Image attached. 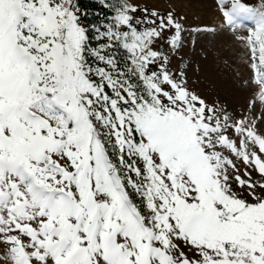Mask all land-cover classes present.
Returning <instances> with one entry per match:
<instances>
[{
  "label": "snow or ice",
  "instance_id": "1",
  "mask_svg": "<svg viewBox=\"0 0 264 264\" xmlns=\"http://www.w3.org/2000/svg\"><path fill=\"white\" fill-rule=\"evenodd\" d=\"M101 6L109 15L92 21L79 0H0V259L264 264L255 118L207 105L169 71L152 45L174 29L168 43L181 46L172 12ZM221 11L247 27L237 39L264 102V0H221ZM232 156L261 180L235 175Z\"/></svg>",
  "mask_w": 264,
  "mask_h": 264
},
{
  "label": "rangeland",
  "instance_id": "2",
  "mask_svg": "<svg viewBox=\"0 0 264 264\" xmlns=\"http://www.w3.org/2000/svg\"><path fill=\"white\" fill-rule=\"evenodd\" d=\"M141 8H155L166 15L172 12L173 18L182 26L181 46L172 49L168 37L174 29L164 31L165 39H156L152 45L154 50L168 56L169 71L183 72L187 87L199 95L207 105L225 109L234 118L242 116L254 117L256 128L264 133V102H261L260 87L256 83L259 69L253 68V58L244 41L237 39L247 36V27L233 29L226 23L221 11V0H130ZM231 0H229V3ZM241 2L258 7L261 0H241ZM134 15L141 16V12ZM199 29V31H193ZM213 29L214 31H206ZM256 63L258 64V54ZM230 138L234 133L229 131ZM264 160V153L258 146L252 149ZM235 164V175L242 179L261 180V174L252 163H245L235 156L231 157ZM238 170V171H236ZM250 174V177L249 175ZM235 186V184H234ZM238 187V186H237ZM184 247L182 241H176ZM188 255V249H184ZM3 245H0V256ZM0 264H6L0 259Z\"/></svg>",
  "mask_w": 264,
  "mask_h": 264
},
{
  "label": "trees",
  "instance_id": "3",
  "mask_svg": "<svg viewBox=\"0 0 264 264\" xmlns=\"http://www.w3.org/2000/svg\"><path fill=\"white\" fill-rule=\"evenodd\" d=\"M110 3H117L119 0H109ZM79 3L83 10L89 13L87 19L96 21L98 17L95 13L102 12L104 15H109V10L101 6V0H79ZM210 106V105H209Z\"/></svg>",
  "mask_w": 264,
  "mask_h": 264
}]
</instances>
